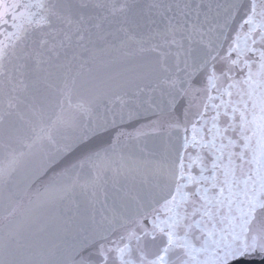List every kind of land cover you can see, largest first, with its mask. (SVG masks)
<instances>
[{
    "label": "snow or ice",
    "instance_id": "snow-or-ice-1",
    "mask_svg": "<svg viewBox=\"0 0 264 264\" xmlns=\"http://www.w3.org/2000/svg\"><path fill=\"white\" fill-rule=\"evenodd\" d=\"M0 36V264L264 256V0H0Z\"/></svg>",
    "mask_w": 264,
    "mask_h": 264
},
{
    "label": "water",
    "instance_id": "water-1",
    "mask_svg": "<svg viewBox=\"0 0 264 264\" xmlns=\"http://www.w3.org/2000/svg\"><path fill=\"white\" fill-rule=\"evenodd\" d=\"M13 2V0H6L7 4H11ZM6 19H8V24L7 25H3V27L5 29H7L8 31H11V19L10 17L6 16ZM0 39H3V36H0ZM240 264H264V256L261 255H253V256H247V257H243L240 259Z\"/></svg>",
    "mask_w": 264,
    "mask_h": 264
}]
</instances>
